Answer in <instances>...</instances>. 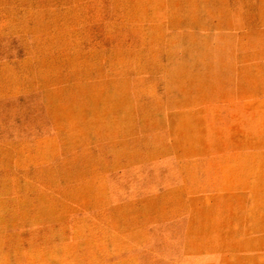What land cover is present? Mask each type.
Instances as JSON below:
<instances>
[{
  "label": "rangeland",
  "instance_id": "rangeland-1",
  "mask_svg": "<svg viewBox=\"0 0 264 264\" xmlns=\"http://www.w3.org/2000/svg\"><path fill=\"white\" fill-rule=\"evenodd\" d=\"M0 264H264V0H0Z\"/></svg>",
  "mask_w": 264,
  "mask_h": 264
}]
</instances>
